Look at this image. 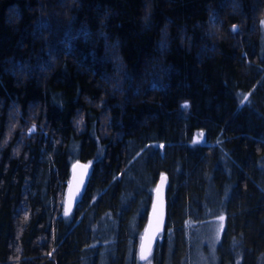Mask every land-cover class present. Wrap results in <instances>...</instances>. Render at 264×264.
<instances>
[{"label":"trees","instance_id":"obj_1","mask_svg":"<svg viewBox=\"0 0 264 264\" xmlns=\"http://www.w3.org/2000/svg\"><path fill=\"white\" fill-rule=\"evenodd\" d=\"M263 20L264 0H0V264H144L163 175L151 264H264Z\"/></svg>","mask_w":264,"mask_h":264},{"label":"water","instance_id":"obj_2","mask_svg":"<svg viewBox=\"0 0 264 264\" xmlns=\"http://www.w3.org/2000/svg\"><path fill=\"white\" fill-rule=\"evenodd\" d=\"M91 164L77 161L72 165L70 180L64 200V211L70 215L80 201L91 174ZM167 177L161 176L154 190L153 201L139 246V261H149L156 241L164 233L166 225ZM144 257L143 259L141 257Z\"/></svg>","mask_w":264,"mask_h":264},{"label":"rangeland","instance_id":"obj_3","mask_svg":"<svg viewBox=\"0 0 264 264\" xmlns=\"http://www.w3.org/2000/svg\"><path fill=\"white\" fill-rule=\"evenodd\" d=\"M263 29H264V20H263ZM217 228L219 230V233H222V230L224 228V222H223L222 219L218 220L217 226L215 228L213 226H210L209 228H207L205 230V232L203 234L204 238H209V240H210V242L212 243L213 246H215L218 243V241L216 239ZM144 264H151V262L147 261Z\"/></svg>","mask_w":264,"mask_h":264},{"label":"snow or ice","instance_id":"obj_4","mask_svg":"<svg viewBox=\"0 0 264 264\" xmlns=\"http://www.w3.org/2000/svg\"><path fill=\"white\" fill-rule=\"evenodd\" d=\"M233 30H235V26H233ZM245 99H247V97H245ZM187 106H188L187 104L183 105V107H187ZM200 135H202V134H200ZM67 214H68V212L66 210L65 215H67ZM141 258L143 259L144 257L142 256Z\"/></svg>","mask_w":264,"mask_h":264}]
</instances>
